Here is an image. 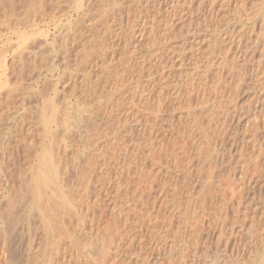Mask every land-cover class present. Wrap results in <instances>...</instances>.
Segmentation results:
<instances>
[{"label": "rangeland", "instance_id": "rangeland-1", "mask_svg": "<svg viewBox=\"0 0 264 264\" xmlns=\"http://www.w3.org/2000/svg\"><path fill=\"white\" fill-rule=\"evenodd\" d=\"M10 1L13 4L10 3ZM18 1L21 3L19 4ZM62 1L63 0H6L5 2V0H0V145H4L6 143L5 146H7L6 150L4 146H0V264H30L29 262H31V264H89V262L90 264H98V262L100 264H182V261L184 262V264H264V35L262 36V34H264V0H170V2L172 1L171 3L169 2V0H161V10L156 11V8H152L150 15H148L149 18L145 17L141 19L140 22L138 20V25L132 28L133 30H131L132 35L130 34V27H128L130 26L128 24L131 23L133 18L132 16H130L132 14H124L126 16H122V20L124 19L123 21L121 19L119 21V19L117 18L113 20L108 19L109 22L107 21L105 23L103 21H98L100 19L99 16L95 12H93L96 10V3H89L85 0L86 3L88 2L86 5L89 6L90 4V9H88L89 11H91L92 8L95 7V9L90 12L91 14L88 13L86 15V13L83 14L81 11L76 10V3L78 2V0H66L65 2L63 1V3ZM31 2L36 3L32 4ZM165 2L167 3V5ZM16 4H18L19 6ZM28 4H32L31 7ZM40 5H42L43 9L41 8L40 11H37L38 7H41ZM32 6L35 7L33 8ZM68 7H70V9ZM162 7L164 10L162 9ZM175 7L179 10H177ZM60 8L62 10V13L59 10ZM33 10L35 11V13L32 12ZM155 12L157 13L155 14ZM89 14L91 15V17H89ZM154 14L155 18H153L152 16ZM156 16L158 18H156ZM127 17L129 19L131 18V20L128 21ZM151 20H155V25L153 26L155 27V29H153L157 31L159 30L158 32L156 31L157 34L162 35L168 32V36H166L167 38L165 37L167 40H163V45H161L162 42L160 44L161 40L158 38L160 40L159 44L158 46H154L157 52L155 51L154 47L151 51L148 50L149 47L147 46L149 43L147 32L149 33L151 28L150 26H152ZM111 22L113 23L112 25ZM86 23L88 24V27ZM89 23L94 24L96 29H92V25ZM107 23L109 26L108 28ZM170 25L171 27H169ZM261 29L262 31H260ZM191 30H193L192 32H194L195 34L187 32L189 34L188 35L186 31L191 32ZM180 32H182V36L179 34ZM184 33L186 36L184 40L188 38L186 41L182 40V37H184ZM173 37H178L179 39H173ZM126 41L127 44H123L126 43ZM182 41L186 43H182ZM123 45H125L124 51L126 50L125 52L127 58L130 59V55H132L133 53L136 56V58H133V61L130 60L127 68L125 66H123L124 68L122 66H119L118 60L116 61V59L119 58L118 54H120V52L122 53L121 50L117 51V53L116 48L118 46L124 48ZM103 48L107 53L103 50ZM100 49H102L104 54L102 56V52ZM114 49L116 53L114 52ZM109 60L112 61L110 62ZM134 70H138L141 72L139 74L140 77H137L138 74ZM132 71H134V75L137 77V79L139 78V81H137L138 84L135 81H132L130 78V76L133 75ZM190 73L193 74V76ZM194 73H197L198 75H194ZM121 76L124 78L122 81L124 84H121V81L119 83L116 79V77H120L121 79ZM113 78L115 79V81H117L118 84L116 82H113ZM173 84L180 85V87L178 88V92L180 93H178V95L177 91L174 92L172 89L171 91L168 88L162 89V87L164 86H173ZM8 85L11 86L8 87ZM109 85L111 87L113 86V89ZM114 85L116 88H114ZM120 85L122 86L120 87ZM34 87L36 88L34 89ZM108 87L109 89H111L109 91L112 92L111 97L109 96V100L108 97H105L104 95L105 93H107L108 95ZM10 91L11 93L9 94ZM156 91H159L158 94H156ZM35 92L38 94L40 93L39 95L37 94V96L39 97L35 95ZM117 92L120 93L118 94ZM127 92H129L130 94H132L133 92V98L129 99L130 94ZM174 93L177 97H173ZM185 93L188 95H186ZM157 95L160 97V99ZM11 96L12 98L14 97L13 100H10L12 99ZM100 97L104 99H101ZM157 100L159 104L162 105H158V107H161L160 109L157 107ZM204 100H206V102H204ZM107 101L118 104L119 113L117 112L118 114H115V118L117 117L119 120L121 119V117V120L126 119V126L124 125L125 127H123L122 130L110 129L108 132V136L104 138L105 134L103 133L105 131L104 129L102 130V128H105L104 123L109 120L111 121L108 122L110 124H112L113 122L116 123L117 121V119H113V117L111 116L109 117L110 113H107L106 117H104L103 113L105 111L108 110V112H110L107 108L104 112L102 111L103 113L100 115L101 118L97 116L98 113L96 109H104L103 107H106L105 105L108 103ZM6 104L8 105V107L6 106ZM47 104H51V109L53 107L55 108V110L52 109L53 113L56 112L55 115L58 116H54L55 118L59 119H56L57 121H60L58 122L59 124H52L53 128H50V132L48 131L51 135H49V133L45 131L42 126V123H40L41 118H39L42 117V115L40 116V114L42 113V106H45ZM73 104H75L76 106ZM198 104L199 107H203L204 112L200 111V109H197ZM67 105H69V107ZM101 105L103 106L101 107ZM193 107L196 112L195 118L197 116L196 119L198 123L201 122L199 126H203L204 128H202L203 131L199 129L195 131V135H198L200 132H202L203 135L202 133L200 134V139H202V137L206 138V135L207 138L200 140V136L198 135L194 137L195 140H193L192 138L193 143H191L192 140L188 138L187 131L192 132L191 130L193 129L187 127L190 126V124L187 123L185 116H187L186 114L188 113V109H193ZM48 108H46V113L51 114V110H49ZM154 108L156 110H154ZM150 109L154 112H152ZM17 111L18 113H16ZM204 113L206 115H204ZM21 115H24L22 118H25V125L23 126L25 130L24 135L28 139V142H30L28 143L29 146L31 145L32 147H34H31V151L29 152V159H24L25 162L24 160L21 161L23 158L22 156L24 155L22 154L21 156V154L18 153V155H20L18 156L15 154L17 152V149L16 151H14L15 148H17L16 146L18 144L14 141H16V139L17 141H21V137H10V132L9 130H7L11 126H13V122L20 121V123H22ZM62 116H64V118H61ZM78 116L82 117L79 118ZM87 117H92V121L88 118L91 122L95 121L91 123V125L95 124L94 129H91L93 125L89 128L88 125H86L85 127L84 123L81 122L82 118H85L84 121L86 124ZM26 118L28 119V121ZM17 119L20 120L18 121ZM149 121H151L152 123ZM26 122L28 123V125ZM118 124L119 123H117L116 125L118 126ZM54 126L58 128H55ZM95 126L99 134L93 135V133L96 132ZM54 129L58 130L54 133ZM14 130L13 132L15 133H18L19 131L17 129V132ZM90 130L92 132L94 130L95 132L92 133ZM28 132L30 133V135ZM57 133H59L60 135H58ZM18 135H20V133ZM96 135H98L99 138L102 139H99L98 136L96 137ZM29 137L34 138L31 139ZM14 138L15 140L12 141ZM49 138H53V140H50ZM54 138L55 140H57L56 142ZM2 139L4 140V144ZM5 139L8 143L5 141ZM40 140H43L42 143ZM204 140L206 141L205 143ZM9 141L12 144L13 148L15 147L14 150L11 144H9ZM200 141L203 142L201 143ZM207 141L211 142L212 144L215 143V146L213 145L214 150L212 149V145L210 146L211 150L209 149L210 152L215 151L213 152L214 158L211 161L208 160V162H210H206L204 165L201 166V169H199V166L196 167V165L198 164L196 150L199 145L196 144L201 143L200 145L207 146L209 144V142L207 144ZM85 142L87 144H85ZM13 143L15 144L13 145ZM25 143H23L22 140L20 144L24 145ZM92 143H94V145ZM43 144H47V146L49 144V146H55V149L53 146L50 148L51 150L53 148L52 154L55 153V155L53 156L56 157L53 158L54 162L56 160L55 165L57 164L56 166H58V172L62 171L59 173V179L62 184L61 191L56 188V181H54L53 184L48 185L47 190L45 187L42 188V194L40 197L41 199L39 201H41L43 198L47 199H45L46 204H44L47 210L50 209V211H48L49 213L47 211L41 210L45 209L42 208L44 207L42 206L44 205L43 201L45 202L44 199L41 203L38 202V204H35L34 206V204L32 205V201L30 199L31 194L27 195L29 194V192L33 191V181L37 176H39L40 171L38 170H41V167L39 168L40 155L43 149L47 147ZM84 144L86 146H84ZM60 146L61 149H59ZM10 147L12 148V150H10ZM200 147H198V149ZM174 149L176 152H174ZM9 153L11 154V156H15V158H11ZM154 154H157V160L154 159ZM174 157L180 162L181 165L184 163L182 166L186 165V168L188 170L186 169L183 171V168L179 164V162H175L174 164ZM152 158L156 161H154ZM27 161L29 162L27 163ZM17 162L23 163L17 166ZM21 165L23 166L21 167ZM175 165H177V168L175 167ZM19 166L21 169L19 168L18 170ZM202 168H204L203 171ZM20 170H22V174L19 172ZM197 171L199 173H197ZM204 172L207 176L202 175L204 174ZM208 173L213 174V177L210 176L213 180L211 182L213 183L209 182L211 179L208 176ZM184 174H186V178H188L189 181L188 179L185 180ZM78 175L80 178H78ZM208 177L210 180L208 179ZM78 179L83 180V183H80L82 185L81 187L78 183V186L84 189H80V194H83L84 192L82 193V191H85V189L87 190L86 196L88 195L87 193H90L89 197H86V201L85 199H83L85 202H83V204L80 203L82 204V207L77 206V209L81 207L80 209L82 213L80 209H78L81 214L78 212V210L77 214H75V212H72L73 209L71 210L68 204L63 203L62 196H60L62 194V191L65 193V195L67 194L66 196H69V189L71 188V186L73 187V185H76L75 183L78 182L76 181ZM65 180H67V183ZM21 181L23 182V184L21 183ZM197 181L199 182V186ZM163 182L165 183V185H163ZM200 183L204 186H202ZM208 183H210L209 186L215 189H212V191H215L216 193L214 192L212 194L215 197L212 196L211 199L206 201L203 200L202 190L206 188L205 185H207ZM31 185H33V187ZM22 187L25 188V190H22ZM29 187H31L30 189H32V191L29 189ZM68 187L70 188L68 189ZM174 187L178 188L174 189ZM230 187L231 190L233 188V190L241 188L243 189L244 187L242 192L243 195L241 198L242 200L240 201L241 204L238 207L237 202L239 201V198L238 201L234 200L232 204L228 205L227 212L229 218L225 223V225H228H224L225 227L223 226L225 228H223L225 231H222L223 236L219 238L218 235L220 234L218 232L221 231H219L217 228L215 229V231H213V234L210 236L209 226L214 221V218H212L214 216L213 214L210 215V210H208L207 207L210 204L208 205L207 202H209L210 200L213 201L210 202L214 204L211 205L215 206V208H212L211 206L210 208L212 212H210L214 213V211H216V207H220L221 205V201L220 203H218L220 198L222 200V198L225 199L227 196L226 199H230ZM87 188L89 189V191ZM218 188L221 190H219ZM198 189H200V192L197 191V193L196 190ZM44 190L47 191L49 194L47 192L45 194ZM191 190L196 192L197 196H195L197 198L194 197L196 199H194L193 197L190 198V193L192 192ZM18 191H22L25 199H27L28 201L30 199V202H28L27 200L24 201L23 196ZM23 191H25L27 194H24L25 192ZM173 191L175 192L173 193ZM225 191L227 192L224 194L223 192ZM9 192L12 195L11 197H9ZM50 192L57 193L51 194ZM177 192L179 193L176 194ZM187 192H190V196L187 194ZM219 192H222V195ZM199 193H202V195H200ZM172 194L176 197L178 195V199L173 197ZM15 195H17L16 198L18 196H21L20 198L23 199L24 203L22 204L21 202H18L21 201L20 198H17L20 200H15ZM200 196H202L201 198L205 202L201 200ZM11 198L17 202H14ZM51 198L52 200L49 201V199ZM55 198L59 200L61 199V202L57 201L56 203L54 200L57 199ZM188 198H190L191 200L193 199L194 202L195 200H200V203L202 201V209L204 206L208 210V212H206L204 208L203 212L206 213H203L201 211L200 205V208L198 207L196 210L197 213L195 211H193V213H195L197 217H200V215L204 216L198 220V218L194 214L192 217H195V219L200 222L198 223L197 221H192V223L194 222V226H191V224L188 225L191 228H196L198 224V240H195V237L193 236L194 229H186L185 227V229L180 228L181 230L184 229L183 232L177 230L179 229L178 227L181 225L178 224L181 223V220H179L178 222V218H176L179 216L177 214L178 207L179 205L182 206V208H179V211L187 210L185 203L190 200ZM171 200L173 201L171 202ZM175 200H180V203L176 202L178 204L177 205L175 203ZM8 201H13L11 202V204L13 203V206H15L17 203V206L19 207L15 206L16 209H13L15 207L12 208ZM26 201L28 202V204L26 203ZM53 201L54 203H52ZM164 202L166 208L162 209L165 207L163 205ZM84 203H86V205ZM20 204L26 207L20 209ZM48 204L51 207L53 204L52 208H54V211H60L61 214L54 212L56 213L55 216L50 219L48 215L50 214V212L52 215L54 213H52L53 210L51 209V207H48ZM204 204L207 206H205ZM233 204L235 206H233ZM28 205H31L34 208H31L32 210H28ZM173 205H176L175 208L177 206L178 207L175 209ZM8 206L10 210H8ZM58 206L60 207L58 208ZM67 206L69 207L68 209L71 210V213H74L75 216L72 214L71 216L69 214L70 210L67 209ZM56 208L59 209V211ZM64 208L66 209L67 215L70 218L64 213L66 212L64 211ZM87 208H89L88 212L86 210ZM12 209L15 211H13ZM38 209L41 212L43 211L46 216L44 217L43 213H41L40 216V211ZM83 209L85 212L83 211ZM21 210H23L22 213H25L26 211L25 214L23 213L26 217L22 215V213H20ZM122 210L125 212H123ZM168 210L170 211V213ZM236 210H241L242 212L239 211L237 213ZM29 211H34L35 213H31L30 215ZM190 211L191 209H189V212ZM6 212H8V216H10V218H15L16 216H19L20 218L16 217L17 219H15L17 220V222L15 221L16 223H14L15 219L12 218L13 220L11 219V221L10 218L7 217L8 219L6 218V223L9 221L10 223L6 224L4 223L6 219H3L7 216ZM16 212L18 213V215L16 214ZM207 213L209 214L207 215ZM57 214L62 215L61 218ZM78 214L80 215V217ZM175 214L178 216H175ZM65 215L67 217H65ZM126 215H129L130 217H127ZM1 216L3 218H1ZM73 216L74 218H78L74 219L72 218ZM162 216H164V219L168 217L173 218L172 222L174 223L173 227L168 229L169 234L165 233V230L167 228L165 226H167V224L162 222ZM234 216H238V222L235 221L237 222V224L233 222L234 220H232ZM239 216L241 218H239ZM83 217H85V219ZM30 218H32V220H30ZM56 218L58 220L60 218L61 221H63V219L65 220L66 218V224H62L64 221L56 222ZM126 218H130V222L132 220L133 223H131L130 227L132 230L129 228L125 229L128 230V233L124 230L126 232V234H124L125 243L127 242L126 245L131 244L130 239L133 242L132 245L134 246H132L131 251L129 253L126 252L125 254V251H122V254L120 253L119 255H112L109 258L110 260L108 259L106 261V259H104L105 263L103 261H100L102 260L103 254L105 252L102 253V248H100L99 251L97 244H99L98 242H101L100 239L104 235L102 233H104V229L106 226L105 223H110L111 229L112 226L115 225V227L113 228L120 227L122 230V225L125 221L124 219ZM19 219L20 221L18 222ZM40 219H43V221L44 219H47L48 221H52L53 219V221L57 223L55 224V226H59L61 224L60 228L58 227L59 230H61L62 232L61 238L59 236V234L61 235V232H59V230L57 231L59 234L54 232V235H57L56 239H58V237L62 239H59L61 243L58 241V247H60L61 250L60 251L58 248V253L61 252L60 257L62 258H54L55 260L51 259L49 262L41 257L38 258L41 260H38L37 262L29 260L32 259L31 255L33 253H38L40 249L42 251V247L45 246V240L48 237V232L43 229L42 220L40 221ZM141 219L143 220L140 221ZM68 220H71V223H69L70 221L68 222ZM94 220L95 222H93ZM231 220L233 223L231 222ZM156 221L157 223H159V225L156 224ZM5 224L7 225L6 228H4ZM82 224L84 227L82 226ZM65 225L70 227H68L67 229ZM180 227H182V225ZM97 228L99 229L96 230ZM156 229L157 234L159 236L157 234V236H155ZM95 230L97 231V233L98 231L100 233L97 234ZM175 230L177 232L182 233L181 238L183 240H181L180 238L179 245L182 251H188L187 254L189 255H187V259L182 260L173 252H170L173 247V243L171 242L174 240V236H176L177 238V235H179ZM68 231H70L71 234ZM111 231L114 232L113 230ZM151 231L153 232L151 233ZM66 232L70 234H68L69 237H66ZM200 232L201 234H199ZM91 233L94 236L97 234L95 236V239ZM162 233L164 234V236ZM176 233L177 235H174ZM185 233L188 234V237H186ZM152 234L156 237V242L154 241V236H152ZM166 235L167 237L165 238ZM131 237L135 239H132ZM160 237L162 239H160ZM150 238L151 241L149 240ZM93 239L94 242H97V247L92 248V245L94 244ZM189 239L192 242H190ZM128 241L130 242L128 243ZM152 241H154V243ZM181 241H183V243L185 242L184 244L186 245L183 246L184 244L181 243ZM77 243H80L81 249L79 248V245ZM86 243L90 245L88 246ZM91 243L93 244L91 245ZM169 243L172 245V247H170L171 245H169ZM196 243L198 244L196 245ZM33 248L36 249L34 250ZM80 250L83 252H79ZM97 250L98 252H100L101 256L99 255ZM203 250H206V253H202ZM225 250H229L230 253L224 252ZM65 255H67V257ZM97 257L100 260L97 259ZM215 258L218 259L216 260Z\"/></svg>", "mask_w": 264, "mask_h": 264}, {"label": "bare ground", "instance_id": "bare-ground-1", "mask_svg": "<svg viewBox=\"0 0 264 264\" xmlns=\"http://www.w3.org/2000/svg\"><path fill=\"white\" fill-rule=\"evenodd\" d=\"M16 1V0H15ZM23 1V0H22ZM32 1V0H31ZM34 1V0H33ZM36 1V0H35ZM38 1H40V0H38ZM43 1V0H42ZM64 2L66 1V0H63ZM63 1H62V3H63ZM70 1V0H69ZM72 1V0H71ZM86 1H88L89 3L90 2H94V3H96L97 4V7H96V10L95 11H93V9H95V7L94 8H92V10L91 11H93V12H95L98 16H99V20L98 21H103V22H109V20L108 19H111V20H113V19H119V21H120V19L122 20V18L124 17V16H126L127 14L126 13H128V15H130V14H132V15H130V16H132L133 18H132V21H131V23L130 24H128V25H130V26H128V25H126V26H128V27H130V34L132 35V31L131 30H133L132 28H134V27H136L138 24V20H139V22H140V20L141 19H143V18H145V17H147V18H149V16L148 15H150V13H151V9L152 8H156V11H160L161 10V8H160V5L162 4H160V1L161 0H86ZM86 1L85 0H78V2L75 4L76 5V10L77 11H81L83 14H85L86 13V15L88 14V13H90L91 11H89L88 9H90V4H89V6L88 5H86L87 3H86ZM164 1V0H163ZM165 1H168V0H165ZM177 1V0H176ZM175 1V2H176ZM5 2H6V0H5ZM14 2V1H13ZM19 2V1H18ZM76 2V1H75ZM169 2H170V0H169ZM172 2V1H171ZM170 2V3H171ZM10 3H12L11 1H10ZM21 2H19V4H20ZM30 3V2H29ZM32 3V2H31ZM36 3V2H35ZM35 3H32V4H35ZM38 3V2H37ZM44 3V2H43ZM69 3V2H68ZM67 3V4H68ZM166 3V2H165ZM174 3V2H173ZM8 4V3H7ZM13 4V3H12ZM12 4H11V8H12ZM15 4V3H14ZM31 4V5H32ZM46 4V3H45ZM58 4V3H57ZM92 4V3H91ZM179 4V3H178ZM16 5H18V4H16ZM29 5V4H28ZM31 5H29L30 7H31ZM42 5H44V4H42ZM42 5H40L41 7H38V10L37 11H40L41 10V8L43 9V7H42ZM70 5V4H69ZM68 5V6H69ZM74 5V6H75ZM95 5V4H94ZM93 5V6H94ZM165 5V4H164ZM163 5V6H164ZM166 5H167V3H166ZM170 5V4H169ZM174 5V4H173ZM176 5V4H175ZM8 6H10V5H8ZM7 6V7H8ZM14 6V5H13ZM19 6V5H18ZM21 6V5H20ZM171 6V5H170ZM242 6V5H241ZM33 7V6H32ZM35 7V6H34ZM33 7V8H34ZM166 7V6H165ZM240 7V6H239ZM57 8V7H56ZM59 8V7H58ZM69 9H70V7H68ZM176 8V7H175ZM44 9H45V7H44ZM162 9H163V7H162ZM173 9V8H172ZM177 10H179L178 8H176ZM6 10H7V8H6ZM15 10V9H14ZM13 10V11H14ZM60 10V12L62 11L61 10V8L59 9ZM164 10V9H163ZM162 10V11H163ZM175 10V9H174ZM181 10V9H180ZM11 11V10H10ZM35 11H36V9H35ZM35 11L33 10L32 12H34L35 13ZM68 11V10H67ZM74 11H75V8H74ZM76 11V12H77ZM43 12V11H42ZM172 12V11H171ZM177 12V11H176ZM175 12V13H176ZM33 13V14H34ZM62 13V12H61ZM65 13V12H64ZM157 12H155V14H156ZM159 13V12H158ZM178 13V12H177ZM40 14H43V13H40ZM60 14V13H59ZM91 14V13H90ZM89 14V15H90ZM95 14V15H96ZM124 14H126V15H124ZM155 14L154 15H152L153 16V18H155L154 16H155ZM180 14H181V12H180ZM80 15H82V14H80ZM96 15V16H97ZM124 15V16H123ZM157 15H159V14H157ZM37 16V15H36ZM123 16V17H122ZM174 16V15H173ZM176 16H178V15H176ZM42 17V16H41ZM89 17H91V15L89 16ZM93 17V16H92ZM166 17V16H165ZM40 18V17H39ZM152 18V17H151ZM156 18H158L157 16H156ZM127 19H128V21L129 20H131V18L129 19L128 17H127ZM126 19V20H127ZM178 19V18H177ZM124 20V19H123ZM122 20V21H123ZM145 20V19H144ZM147 20V19H146ZM166 20V19H165ZM118 21V20H117ZM118 21V22H119ZM152 21V20H151ZM171 21H172V19H171ZM89 22V21H88ZM94 22V21H93ZM97 22V21H96ZM116 22V21H115ZM157 22V21H156ZM165 22V21H164ZM128 23V22H127ZM151 23V22H150ZM155 20H153L152 21V26H150L151 28H150V31H149V33L147 32V34H148V41H149V43H148V50H152V48L154 47V46H158V44H159V41H160V44H161V42H162V44L161 45H163V42L165 41V39L167 38L166 36H168L167 35V33L168 32H166V34H162V35H159V34H157L156 33V31L157 30H154L155 29V27H153L155 24ZM162 23V22H161ZM168 23V22H167ZM89 24H91L90 26L92 27V29H94L95 28V25L94 24H92V23H89ZM97 24V23H96ZM113 23L111 22V25H112ZM120 24V23H119ZM122 24H123V22H122ZM125 24V23H124ZM173 24V23H172ZM86 25H87V27H88V24L86 23ZM100 25V24H99ZM103 25H105V24H103ZM143 25H144V23H143ZM119 26V25H118ZM157 26V25H156ZM165 26H167V25H165ZM164 26V27H165ZM70 27V26H69ZM104 27H106V26H104ZM109 26H108V23H107V28H108ZM145 27V26H144ZM169 27H171V25L169 26ZM103 28V27H102ZM112 28V27H111ZM122 28V27H121ZM123 28H126V27H123ZM146 28V27H145ZM144 28V29H145ZM154 28V29H153ZM158 28V27H157ZM166 28V27H165ZM164 28V29H165ZM168 28V27H167ZM87 29V28H86ZM91 29V30H92ZM96 29V28H95ZM98 29V28H97ZM104 30V29H103ZM108 30V29H107ZM163 30V29H162ZM89 31V30H88ZM87 31V32H88ZM97 31V30H96ZM122 31V30H121ZM123 31H125V30H123ZM126 31H128V30H126ZM159 31V30H158ZM157 31V32H158ZM167 31H168V29H167ZM190 31V30H189ZM189 31H186V33L188 32V33H192V34H195L194 32H192L193 30H191V32H189ZM260 31H262V29L260 30ZM164 32V31H163ZM116 33V32H115ZM160 33H162V32H160ZM165 33V32H164ZM182 32H180L179 34L182 36V34H181ZM187 33V34H188ZM124 34V33H123ZM127 34V33H126ZM125 34V35H126ZM178 34V35H179ZM186 34V35H187ZM191 34V35H192ZM87 35V34H86ZM118 35V34H117ZM156 35H159V36H156ZM179 35V36H180ZM189 35V34H188ZM191 35H190V37H191ZM264 34H262V36H263ZM94 36V35H93ZM119 36V35H118ZM121 36V35H120ZM156 36V37H155ZM170 36V35H169ZM178 36V37H179ZM194 36V35H193ZM261 36V37H262ZM87 37V36H86ZM127 37V36H126ZM129 37H130V35H129ZM132 37V36H131ZM166 37V38H165ZM171 37V36H170ZM170 37H168V38H170ZM178 37H173V39L174 38H177V39H179ZM264 37V36H263ZM89 38V37H88ZM97 38V37H96ZM106 38V37H105ZM114 38V37H113ZM160 40H159V39ZM181 38V37H180ZM184 38H186V36H185V33H184V37H182V40H184ZM98 39V38H97ZM121 39V38H120ZM124 39H126V38H124ZM188 39V38H187ZM186 39V40H187ZM255 39V38H254ZM100 40V39H99ZM164 40V41H163ZM167 40V39H166ZM169 40V39H168ZM186 40H184V41H186ZM92 41V40H91ZM112 41V40H111ZM118 41H119V39H118ZM108 42V41H107ZM128 42H129V40H128ZM91 43V42H90ZM98 43V42H97ZM97 43H96V45H97ZM182 43H186V42H183L182 41ZM257 43V42H256ZM103 44V43H102ZM123 44H127V41H126V43H123ZM251 44V43H250ZM99 45V44H98ZM115 45H117V44H115ZM114 45V46H115ZM184 45V44H183ZM106 46V45H105ZM125 45H123V47H124ZM96 47H99V46H96ZM119 47V46H118ZM117 47V48H118ZM117 48H116V52L117 51H119V50H121L122 51V53L120 52V54H118V56H119V58H117L116 59V61L118 60V63H119V66H125L126 68L128 67V64H129V62H130V60L131 61H133V58L135 57L136 58V56L134 55V53L132 54V55H130V59L129 58H127L126 56V50L124 51V49H125V47L124 48H121V47H119L118 48V50H117ZM183 48V47H182ZM248 48V47H247ZM88 49V48H87ZM109 49V48H108ZM126 49H128V48H126ZM154 49H155V47H154ZM101 50V56L102 55H104L103 54V51H102V49H100ZM103 50H104V48H103ZM107 50V49H106ZM251 50V49H250ZM92 51V50H91ZM105 51V50H104ZM155 51H156V49H155ZM106 52V51H105ZM104 52V53H105ZM113 52V51H112ZM114 52H115V49H114ZM115 52V53H116ZM157 52V51H156ZM87 53V52H86ZM95 53H96V51H95ZM107 53V52H106ZM105 53V54H106ZM118 53V52H117ZM129 53V52H128ZM127 53V54H128ZM88 54V53H87ZM99 55V54H98ZM113 55V54H112ZM88 56V55H87ZM114 56V55H113ZM105 57V56H104ZM117 57V56H116ZM261 57V56H260ZM161 58V57H160ZM87 59V58H86ZM90 59V58H89ZM210 59V58H209ZM110 61V60H109ZM112 61V60H111ZM110 61V62H111ZM115 61V60H114ZM115 61V62H116ZM87 62V61H86ZM96 62V61H95ZM98 64V63H97ZM159 64V63H158ZM258 64V63H257ZM259 65V64H258ZM154 66V65H153ZM117 67V66H116ZM124 68V67H123ZM140 68H142V67H140ZM145 68H146V66H145ZM152 68V67H151ZM156 69V68H155ZM194 69V68H193ZM29 70V69H28ZM111 70V69H110ZM139 70V69H138ZM138 70H134V71H136L137 72V74H138V76L137 77H140V71H138ZM142 70V69H141ZM149 70V69H148ZM23 71V70H22ZM134 71H132V73H133V75H134ZM151 71V70H150ZM244 71V70H243ZM206 72V71H205ZM152 73V72H151ZM182 73V72H181ZM207 73H208V71H207ZM53 74V73H52ZM136 74V75H137ZM191 74V73H190ZM195 74H197V73H194V75ZM90 75V74H89ZM130 76V78H131V80L132 81H135L137 84H138V82L137 81H139L138 79H137V77L134 75V76ZM153 75V74H152ZM181 75V74H180ZM192 76H193V74H191ZM198 75V74H197ZM201 75V74H200ZM205 75V74H204ZM17 76H19V75H17ZM21 76V75H20ZM103 78V77H102ZM101 78V79H102ZM165 78V77H164ZM181 78V77H180ZM199 78H201V77H199ZM116 79H117V81L120 83V81H121V84L123 83L122 81H123V77L121 76V79H120V77L119 78H117L116 77ZM118 79H120V80H118ZM179 79V78H178ZM202 80V79H201ZM243 80V79H242ZM117 81H115V79L113 78V82H116L117 83ZM129 81V80H128ZM176 81V80H175ZM195 82V81H194ZM9 83V82H8ZM133 83V82H132ZM167 83V82H166ZM175 83V82H174ZM91 84V83H90ZM118 84V83H117ZM124 84V83H123ZM168 84V83H167ZM166 84V85H167ZM169 84H171V83H169ZM202 84V83H201ZM12 85V84H11ZM11 85H8V87L9 86H11ZM32 85H33V83H32ZM111 85V84H110ZM109 85V86H110ZM128 85V84H127ZM175 84H173V86H171V85H168V86H164V87H162V89H169L170 91H171V89L174 91V92H176L177 91V95H178V93H180V92H178V88L180 87V85H175ZM182 85V84H181ZM204 85V84H203ZM202 85V86H203ZM86 86H87V84H86ZM97 86V85H96ZM95 86V87H96ZM122 85H120V87H121ZM136 86V85H135ZM16 87V86H15ZM111 87V86H110ZM113 87V86H112ZM111 87V88H112ZM133 87H134V85H133ZM137 87V86H136ZM14 88V87H13ZM12 88V89H13ZM36 87H34V89H35ZM114 88H116L115 87V85H114ZM119 88V87H118ZM126 88V87H125ZM124 88V89H125ZM203 88V87H202ZM9 89V88H8ZM7 89V90H8ZM21 89V88H20ZM94 89V88H93ZM96 89V88H95ZM113 89V88H112ZM129 89V88H128ZM138 89V88H137ZM161 89V90H162ZM6 90V89H5ZM10 90V89H9ZM19 90V89H18ZM87 90V89H86ZM108 95H107V93H105L104 95H105V97H108V100L110 99L109 98V96L111 97V94H112V92L111 91H109V90H111V89H109V87H108ZM132 90V89H131ZM16 91V90H15ZM14 91V92H15ZM105 91H106V89H105ZM119 91V90H118ZM166 91H168V90H166ZM181 91V90H180ZM203 91V90H202ZM259 91V90H258ZM13 92V91H12ZM32 92V91H31ZM38 92V91H37ZM88 92V91H87ZM110 92V93H109ZM121 92V91H120ZM119 92V93H120ZM137 92V91H136ZM157 92V91H156ZM159 92V91H158ZM158 92L156 93V94H158ZM161 92V91H160ZM165 92V91H164ZM163 92V93H164ZM11 93V91L9 92V94ZM20 93H22V92H20ZM36 93V92H35ZM118 93V92H117ZM118 93V94H119ZM127 93H129V92H127ZM163 93H162V95H163ZM204 93V92H203ZM13 94V93H12ZM11 94V95H12ZM16 94V93H15ZM30 94V93H29ZM33 94V93H32ZM37 94L38 93H36L35 95L37 96ZM40 94V93H39ZM38 94V95H39ZM130 94V93H129ZM134 93L132 92V94H130V97H129V99L130 98H133V95ZM160 94V93H159ZM165 94V93H164ZM186 94V93H185ZM190 94V93H189ZM19 95V94H18ZM22 95V94H21ZM42 95V94H41ZM161 95V94H160ZM179 95H181V94H179ZM183 95V94H182ZM186 95H188V94H186ZM191 95V94H190ZM9 96V95H8ZM34 96V95H33ZM32 96V97H33ZM158 96V95H157ZM172 96V95H171ZM176 96V94L174 93V95H173V97H175ZM10 97V96H9ZM16 97V96H15ZM37 97H39V96H37ZM41 97V96H40ZM120 97V96H119ZM123 97V96H122ZM125 97V96H124ZM155 97V96H154ZM159 97V96H158ZM161 97H163V96H161ZM169 97V96H168ZM177 97V96H176ZM181 97V96H180ZM6 98H8V97H6ZM11 98H12V96H11ZM14 98V97H13ZM13 98L12 99H10V100H13ZM101 98V97H100ZM128 98V97H127ZM164 98H166V97H164ZM16 99V98H15ZM101 99H104V98H101ZM159 99H160V97H159ZM182 99H183V97H182ZM9 100V99H8ZM22 100V99H21ZM107 100V99H106ZM126 100V99H125ZM155 100V99H154ZM162 100V99H161ZM168 100V99H167ZM177 100H179V99H177ZM193 100V99H192ZM263 100V99H262ZM112 101V100H111ZM12 102V101H11ZM24 102V101H23ZM50 102V101H49ZM108 103L105 105L106 107H103L104 109H100V108H98V106L100 105H98L97 106V108L98 109H96L97 110V116H99L100 117V115L106 110V108L107 109H109V111L110 112H108V110L107 111H105L104 113H103V115H104V117H106V115H107V113H110V115H109V117L111 116V117H113V119L115 118V114L118 112L119 113V108H118V104L117 103H113V102H109V101H107ZM132 102V101H131ZM204 102H206V100H204ZM203 102V103H204ZM106 103V102H105ZM121 103V102H120ZM160 103H161V101H160ZM188 103V102H187ZM201 103H202V100H201ZM201 103H199V104H201ZM8 104V103H7ZM6 104V106L8 107V105ZM156 104H157V107H158V105L159 106H162L161 104H159V102H158V100H157V102H156ZM166 104V103H165ZM199 104H198V108L197 109H200V111H203L204 109H203V107L202 106H200L199 107ZM17 105V104H16ZM73 105H75V104H73ZM104 105V104H103ZM103 105H101V107L103 106ZM196 105V104H195ZM195 105H194V107H195ZM13 106V105H12ZM23 106V105H22ZM51 104H47V105H45V106H42V110H41V108H40V110H41V112L43 113H41L40 114V116L42 115V117H39V118H41V122L40 123H42V126H43V128L45 129V131H49L50 130V128H53L52 127V124L54 125V123L55 124H59L58 122H60V121H57V120H59V119H57V118H55V113H53V110L52 109H54L55 110V108L53 107L52 109H51ZM68 107H69V105H67ZM76 106V105H75ZM77 106H79V105H77ZM172 106V105H171ZM207 106V105H206ZM49 107V108H48ZM157 107H155V108H157ZM169 107V106H168ZM175 107H176V105H175ZM194 107H193V109H188V113L186 114L187 116H185V119H186V121H187V123L188 124H190V126H187V127H190V128H192L193 130H191L192 132H188L187 131V133H188V138L189 139H191L192 140V138H193V140H195L194 139V137H196V136H200V134L202 133V132H198L199 134L198 135H195V131H197L198 129L199 130H202V128H203V126L201 127V126H199V124L201 123H198V121H197V116H196V118H195V110H194ZM197 107V106H196ZM11 108V107H10ZM46 108H48L49 110H51V114L49 113H46ZM80 108V107H79ZM78 108V109H79ZM146 108V107H145ZM154 108V110H156ZM159 109L161 108V107H158ZM8 109V108H7ZM15 109V108H14ZM177 109V108H176ZM207 109H209V108H207ZM13 110V109H12ZM18 110V109H17ZM81 110H84V109H81ZM94 110V109H93ZM92 110V111H93ZM147 110V109H146ZM151 110V109H150ZM86 111V110H85ZM103 111V112H102ZM152 111V110H151ZM158 111V110H157ZM94 112V111H93ZM120 112H121V110H120ZM152 112H154V111H152ZM204 112V111H203ZM14 113V112H13ZM16 113H18V111L16 112ZM25 113V112H24ZM38 113V112H37ZM117 113V114H118ZM148 113V112H147ZM12 114V113H11ZM23 114V113H22ZM58 114V113H57ZM59 114H61V113H59ZM31 115V114H30ZM55 115V116H54ZM64 115V114H63ZM93 115V114H92ZM147 115V114H146ZM149 115V114H148ZM204 115H206L205 113H204ZM24 116V115H23ZM22 115H21V122L22 123H20V119H17L19 122H13L14 124H13V126H11L9 129H7V130H9V135H11L10 137H21V141L23 140V143H25L24 145H21L20 143H21V141L19 140V141H17V139H16V141H14L15 140V138L12 140V141H14V142H17L18 144H17V148H15V150H14V148H13V146H12V144L10 143V141H9V144H11V146H12V148H13V150L14 151H16V149H17V152L15 153L16 155H18V153L19 154H21V156H22V154L24 155V156H22L23 158H22V160L21 161H23L24 159L26 160V158H28L29 159V152L31 151L30 149H31V145L29 146V144L28 143H30V142H28V139L26 138V136L24 135L25 134V130H24V125H25V118H22L23 117ZM58 116V115H57ZM56 116V117H57ZM96 116V117H97ZM123 116V115H122ZM152 116V115H151ZM150 116V117H151ZM210 116V115H209ZM15 117V116H14ZM35 117V116H34ZM79 117V116H78ZM77 117V118H78ZM82 117V116H81ZM81 117H79V118H81ZM85 117V116H84ZM108 117V118H109ZM118 117H120V116H118ZM208 117V116H207ZM233 117V116H232ZM17 118H20V117H17ZM35 118H37V117H35ZM59 118V117H58ZM61 118H64V116H62ZM60 118V119H61ZM89 117H87L86 118V124H85V118L83 119L82 118V120H81V122H83L84 123V125H85V127H86V125H88L89 126V128H90V126H92L91 125V123H93V122H95V121H93V122H91L92 121V117H90L89 119H91V121L88 119ZM101 118V117H100ZM147 118H148V116H147ZM146 118V119H147ZM210 118V117H209ZM7 119H8V117H7ZM27 119V118H26ZM38 119V118H37ZM57 119V120H56ZM97 119V118H96ZM115 119H117V121H116V123L115 122H113L112 124H110V123H108V122H111L110 120L109 121H107V122H105L104 123V125H105V128H102V130L104 129V133L103 134H105L104 136V138H106V136H108V132H109V130L110 129H118V130H122V128L123 127H125L126 125H125V120H121L122 119V117H121V119L119 120L117 117L115 118ZM13 120H14V118H13ZM16 120V121H17ZM36 120V119H35ZM94 120V119H93ZM119 120V121H118ZM207 120V119H206ZM205 120V121H206ZM2 121H4V120H2ZM6 121H8V120H6ZM27 121H28V119H27ZM39 121H40V119H39ZM99 121V120H98ZM103 121H104V119H103ZM148 121V120H147ZM163 121V120H162ZM203 121V120H202ZM209 121V120H208ZM10 122H11V120H10ZM80 122V123H81ZM100 122V121H99ZM149 122H151V121H149ZM148 122V123H149ZM164 122V121H163ZM27 123V122H26ZM33 123V122H32ZM70 123V122H69ZM72 123V122H71ZM80 123H79V125H80ZM82 123V124H83ZM97 123V122H96ZM101 123V122H100ZM117 123H119L118 124V126L116 125ZM147 123V122H146ZM152 123V122H151ZM209 123V122H208ZM30 124V123H29ZM174 124V123H173ZM181 124V123H180ZM206 124H207V122H206ZM9 125V124H8ZM27 125H28V123H27ZM61 125H63V124H61ZM75 125V124H74ZM95 125V124H94ZM94 125H93V127L91 128V129H94ZM96 125H99V124H96ZM125 125V126H124ZM41 126V127H42ZM57 126V125H56ZM56 126H54L55 128H58V127H56ZM60 126V125H59ZM87 126V127H88ZM168 126V125H167ZM8 127V126H7ZM40 127V126H39ZM75 127V126H74ZM82 127V126H81ZM175 127V126H174ZM186 127V128H187ZM208 127H209V125H208ZM14 128H15V130H14ZM31 128V127H30ZM83 128V127H82ZM127 128V127H126ZM16 129L17 130H19L18 131V133H15V132H13V130L14 131H16ZM38 129V128H37ZM60 129H61V127H60ZM95 131L97 132H95L94 130H93V132H95V133H93L91 130V132L93 133V135L94 134H99L98 133V130H97V128H96V126H95ZM176 129H178V128H176ZM189 129V128H188ZM204 129V128H203ZM43 130V129H42ZM58 130V129H57ZM57 130H53L54 131V133H55V131H57ZM101 130V131H102ZM190 130V129H189ZM44 131V130H43ZM173 131V130H172ZM203 131V130H202ZM17 132V131H16ZM27 132V131H26ZM29 132H30V130H29ZM28 132V133H29ZM36 132V131H35ZM50 132V131H49ZM48 132V133H49ZM90 132V133H91ZM175 132V131H174ZM20 133V135H18ZM32 133V132H31ZM53 133V132H52ZM62 133V132H61ZM72 133V132H71ZM76 133V132H75ZM84 133V132H83ZM207 133V132H206ZM33 134V133H32ZM40 134V133H39ZM38 134V135H39ZM58 135H60L59 133H57ZM178 134V133H177ZM197 134V133H196ZM28 135V134H27ZM29 135H30V133H29ZM34 135H36V134H34ZM33 135V136H34ZM49 135H51L50 133H49ZM70 135V134H69ZM83 135H85V134H83ZM202 135H203V133H202ZM5 136V135H4ZM71 136V135H70ZM92 136V135H91ZM98 135H96V137H97ZM103 136V135H102ZM101 136V137H102ZM8 137V136H7ZM7 137H5V138H7ZM28 137V136H27ZM51 137V136H50ZM55 137V136H54ZM72 137V136H71ZM172 137V136H171ZM180 137V136H179ZM186 137V136H185ZM2 138V137H1ZM29 138H34V137H29ZM41 138H42V136H41ZM44 138V137H43ZM56 138V137H55ZM55 138H54V140H55ZM57 138H59V137H57ZM92 138V137H91ZM98 138H99V136H98ZM174 138V137H173ZM201 138V136L199 137V139ZM205 137H202V139H204ZM206 138H207V135H206ZM205 138V139H206ZM234 138V137H233ZM10 139H12V138H10ZM20 139V138H19ZM40 139V138H39ZM48 139V138H47ZM50 139V138H49ZM52 140H53V138H51ZM50 139V140H51ZM73 139V138H72ZM99 139H102V138H99ZM98 139V140H99ZM198 139V140H199ZM202 139H200V140H202ZM3 140V139H2ZM36 140H37V138H36ZM45 140V139H44ZM89 140V139H88ZM193 140H192V142L191 143H193ZM5 141H6V139H5ZM33 141V140H32ZM41 141V143H42V141L43 140H40ZM49 141V140H48ZM47 141V142H48ZM57 140H55V142H56ZM71 141V140H70ZM91 141V140H90ZM94 141V140H93ZM181 141V140H180ZM189 141V140H188ZM7 142V141H6ZM35 142V141H34ZM45 142V141H44ZM43 142V143H44ZM52 142V141H51ZM78 142V141H77ZM86 142H87V140H86ZM85 142V144H87ZM92 142V141H91ZM95 142V141H94ZM174 142V141H173ZM183 142V141H182ZM187 142V141H186ZM201 142V141H200ZM203 142V141H202ZM201 142V143H202ZM206 141L204 140V143H205ZM208 142L209 141H207V144H208ZM8 143V142H7ZM33 143V142H32ZM40 143V144H41ZM50 143V142H49ZM177 143V142H176ZM196 143V142H195ZM201 143H199V144H196V145H199L198 147H200V146H202V145H200ZM211 142H209V144H210ZM3 144H4V140H3ZM6 144V143H5ZM5 144L4 145H2V147L4 146L5 147V150H6V147L7 146H5ZM15 143H13V145H14ZM35 144V143H34ZM51 144V143H50ZM49 144V145H50ZM54 144H56V143H54ZM75 144H77V143H75ZM84 144V146H86ZM93 145H94V143H92ZM91 144V145H92ZM180 144V143H179ZM206 144V145H207ZM207 145V146H202V147H200L199 149H198V147H197V161H198V164L196 165V167H198L199 166V169H201V166L202 165H204L206 162L207 163H209L214 157V154H213V152H215V151H212V152H210L209 151V149H210V146L212 145V149L214 148V144H210V145ZM0 145V146H1ZM8 145V144H7ZM42 145V144H41ZM44 145V144H43ZM47 146V144H45L44 146H47L45 149H43V151H42V153H41V155H40V166H39V168L41 167V170H38V171H40V173H39V176H37L35 179H34V181H33V185H34V188H33V191H32V189H30L31 187H29V189L32 191V192H29V194H27L25 191H23V192H25L24 194H27V195H30L31 194V196H30V199H31V201H32V205L34 204V206H35V204L37 205L38 204V202H42V200L44 199H46V198H43L41 201H39L41 198V194H42V188L43 187H45L46 188V190H47V187H48V185H50V184H53V182L54 181H56L57 182V184H55V186H56V188L58 189V190H60L61 191V189H62V184H61V182H60V179H59V173L60 172H62V171H60V172H58V166H56L55 165V162H56V160H55V162H54V158L56 157V156H53V155H55V153L54 154H52V150H53V148H52V150H51V148L50 147H52L53 145H51V146ZM61 145V144H60ZM164 145V144H163ZM172 145H174V144H172ZM181 145H182V143H181ZM180 145V146H181ZM188 145V144H187ZM190 145V144H189ZM194 145V144H193ZM195 145V146H196ZM214 145V146H213ZM10 146V145H9ZM22 146V147H21ZM40 146V145H39ZM77 146V145H76ZM82 146V145H81ZM88 146V145H87ZM166 146V145H165ZM171 146V145H170ZM178 146V145H177ZM42 147V146H41ZM54 147V149H55V146H53ZM173 147V146H172ZM185 147V146H184ZM187 147V146H186ZM191 147V146H190ZM11 148V147H10ZM10 148H8V149H10ZM12 148L10 149V150H12ZM32 148H34V147H32ZM58 148V147H57ZM162 148V147H161ZM174 148V147H173ZM189 148V147H188ZM40 149V148H39ZM59 149H61V146H60V148ZM84 149V148H83ZM136 149H138V148H136ZM217 149V148H216ZM241 149V148H240ZM1 150V149H0ZM41 150V149H40ZM91 150V149H90ZM159 150V149H158ZM180 150V149H179ZM181 150H182V148H181ZM187 150V149H186ZM211 150V149H210ZM214 150V149H213ZM9 151V150H8ZM60 151V150H59ZM58 151V152H59ZM178 151V150H177ZM195 151V150H194ZM195 151V152H196ZM7 152V151H6ZM36 152V151H35ZM34 152V153H35ZM54 152V151H53ZM64 152V151H63ZM94 152V151H93ZM155 152V151H154ZM166 152V151H165ZM174 152H176L175 151V149H174ZM210 152V153H209ZM11 153V152H10ZM9 153V154H10ZM33 153V154H34ZM76 153V152H75ZM170 153V152H169ZM216 153H218V152H216ZM2 154V153H1ZM8 154V153H7ZM160 154V153H159ZM186 154V153H185ZM195 154V153H194ZM83 155V154H82ZM157 155V154H156ZM156 155L154 154V159H156L157 157H156ZM167 155V154H166ZM184 155V154H183ZM18 156H20V155H18ZM35 156V155H34ZM160 156V155H159ZM162 156V155H161ZM219 156V155H218ZM8 157V156H7ZM10 157L12 158V157H14L15 158V156H11V154H10ZM54 157V158H53ZM165 157V156H164ZM168 157V156H167ZM187 157V156H186ZM186 157H184V158H186ZM195 157V156H194ZM17 158V157H16ZM58 158V157H57ZM161 158V157H160ZM216 158V157H215ZM241 158V157H240ZM3 159V158H2ZM19 159V158H18ZM21 159V158H20ZM153 159V158H152ZM151 159V160H152ZM153 159V160H154ZM162 159H164V158H162ZM166 159V158H165ZM173 159H175V157L173 158ZM179 159V158H178ZM13 160V159H12ZM17 160V159H16ZM25 160H24V162H25ZM31 160V159H30ZM29 160V161H30ZM62 160V159H61ZM157 160V159H156ZM156 160H154V161H156ZM182 160V159H181ZM183 160H185V159H183ZM189 160V159H188ZM194 160H195V158H194ZM208 160H210L209 162H208ZM29 161H27V163L29 162ZM81 161V160H80ZM89 161V160H88ZM2 162V161H1ZM13 162V161H12ZM32 162V161H31ZM58 162V161H57ZM174 164H175V162L177 163V162H179L177 159H175L174 161ZM222 162H224V161H222ZM18 163V162H17ZM21 163H23V162H21ZM21 163H18L17 164V166L18 165H20ZM61 163V162H60ZM87 163H89V162H87ZM87 163H85V164H87ZM188 163V162H187ZM186 163V164H187ZM197 163V162H196ZM215 163H216V160H215ZM227 163V162H226ZM84 164V165H85ZM91 164V163H90ZM179 164H180V162H179ZM184 164V163H183ZM182 164V165H183ZM12 165V164H11ZM158 165V164H157ZM181 165V164H180ZM181 165V166H182ZM188 165V164H187ZM212 165H213V163H212ZM23 165H21V167H22ZM80 166V165H79ZM88 166V165H87ZM177 165H175V167H176ZM185 166V167H184ZM184 166H182V168H183V171L184 170H186L187 168H186V165H184ZM194 166V165H193ZM7 167V166H6ZM9 167V166H8ZM14 167V166H13ZM30 167V166H29ZM90 167V166H89ZM93 167V166H92ZM159 167V166H158ZM178 167H180V166H178ZM19 168H20V166L18 167V170H19ZM34 168V167H33ZM37 168V167H36ZM60 168V167H59ZM160 168V167H159ZM177 168V167H176ZM9 169V168H8ZM16 169V168H15ZM21 169V168H20ZM22 169H24V168H22ZM81 169V168H80ZM198 169V170H199ZM203 169L204 168H202V171H203ZM34 170V169H33ZM188 170V169H187ZM196 170H197V168H196ZM195 170V171H196ZM13 171H15V170H13ZM12 171V172H13ZM78 171V170H77ZM199 171H201V170H199ZM201 171V172H202ZM21 174H22V170H20L19 171ZM88 172V171H87ZM78 173V172H77ZM81 173H83V172H81ZM85 173V172H84ZM159 173V172H158ZM173 173V172H172ZM171 173V174H172ZM186 173H187V171H186ZM197 173H199L198 171H197ZM38 174V173H37ZM76 174V173H75ZM79 174V173H78ZM189 174V173H188ZM16 175V174H15ZM86 175V174H85ZM202 175H204V176H207V175H205V172H204V174H202ZM213 174H209L208 173V176L210 177V176H212ZM229 175H231V174H229ZM7 176V175H6ZM27 176V175H26ZM80 176H81V174H80ZM84 176V175H83ZM88 176H89V174H88ZM184 176H185V180H187L188 178H186V174H184ZM29 177V176H28ZM61 177V176H60ZM65 177H66V175H65ZM87 177V176H86ZM209 177H208V179H209ZM213 177V176H212ZM233 177V176H232ZM8 178V177H7ZM27 178V177H26ZM25 178V179H26ZM68 178V177H67ZM74 178V177H73ZM78 178H80L79 177V175H78ZM88 178V177H87ZM184 178V177H183ZM206 178V177H205ZM14 179V178H13ZM29 179V178H28ZM76 179V178H75ZM84 179V178H83ZM86 179V178H85ZM152 179V178H151ZM211 179V180H210ZM210 181L209 182H211V181H213L212 180V178L210 177ZM214 179V178H213ZM68 180V179H67ZM67 180H65L66 181V183H67ZM81 180V179H80ZM79 179L78 180H76V181H78L77 183H75L76 185L74 186L73 185V187L71 186V188L70 187H68V189H69V191L68 192H70V193H68L69 194V196H66L65 195V193L62 191V194L60 195V196H62V201H63V203H66V204H68L69 205V207L71 208V210H72V212H75V214H77V210L78 209H80L81 207H82V204H83V202H85L86 201V197L88 196L89 197V195H90V193H87L88 195L86 196V192H87V190L85 189V191H82V193L83 194H80V189L81 190H84L83 188H80L82 185L80 184V183H83V180H81L80 181ZM184 180V179H183ZM69 181V180H68ZM86 181V180H85ZM88 181V180H87ZM188 181H189V179H188ZM225 181V180H224ZM25 182V181H24ZM198 182V181H197ZM223 182V181H222ZM221 182V183H222ZM227 182V181H226ZM243 182V181H242ZM242 182H241V184H242ZM21 183L23 184V182L21 181ZM29 183V182H28ZM78 183L80 184V187L78 186ZM164 183V182H163ZM181 183V182H180ZM187 183V182H186ZM188 183H190V182H188ZM211 183H213V182H211ZM228 183V182H227ZM25 184V183H24ZM73 184V183H72ZM86 184V183H85ZM119 184V183H118ZM152 184V183H151ZM201 184V183H200ZM215 184V183H214ZM229 184V183H228ZM26 185V184H25ZM28 185H30V184H28ZM33 185H31L32 187H33ZM66 185V184H65ZM69 185V184H68ZM154 185V184H153ZM163 185H165V183L163 184ZM166 185H167V183H166ZM192 185V184H191ZM202 186H204L203 184H201ZM200 185V186H201ZM210 185V183H208L207 185H205L206 186V188L205 187H202V188H205V189H203L202 190V193H203V200H206V201H208L209 199H211V197L213 196L212 194L215 192V191H212V189H213V187H211V186H209ZM220 185V184H219ZM225 185H226V183H225ZM22 186V185H21ZM54 186V185H53ZM85 186V185H84ZM83 186V187H84ZM198 186H199V182H198ZM28 187V186H27ZM26 187V188H27ZM79 187V188H78ZM119 187V186H118ZM220 187V186H219ZM233 187H234V185H233ZM232 187V188H233ZM241 187V186H240ZM240 187H238V188H240ZM23 188V187H22ZM50 188V187H49ZM176 188H178V187H174V189H176ZM187 188V187H186ZM189 188V187H188ZM194 188V187H193ZM201 188V187H200ZM211 188V189H210ZM18 189V188H17ZM21 189V188H20ZM65 189H66V187H65ZM65 189H63V190H65ZM88 189V188H87ZM162 189V188H161ZM195 189V188H194ZM219 189V188H218ZM224 189V188H223ZM234 189V188H233ZM231 190V187H230V190H229V192H231V196H230V199H226L227 198V196L226 195H224V196H226V198L225 199H223L222 198V200H221V198H220V200H219V202L218 203H220V201H221V205H220V207H216V211H214V213H211L212 211H211V206H212V208L214 207L215 208V206H213L214 204L213 203H211V202H213L212 200H210L209 202H207V204L209 205V206H207V205H205V206H207L208 207V210H210L209 211V213H210V215H212L213 214V216L214 217H212V218H214V221L212 222V224L209 226L210 228V230H209V235L211 236L212 234H213V231H215V229L217 228L219 231H221V232H218L220 235H218L219 236V238H221L222 236H223V230L225 229L224 227L226 226V225H228V224H226L225 225V223H226V221H227V219L229 218L228 217V212H227V209H228V205L229 204H232L233 203V201L234 200H237L238 201V199H239V201L237 202V205H238V207L240 206V204H241V198H242V195H243V189H244V187H243V189L241 188V189H237V190ZM12 190V189H11ZM22 190H25V188H23ZM28 190V189H27ZM52 190V189H51ZM58 190H56V191H58ZM167 190V189H166ZM185 190V189H184ZM200 189H198V190H196V192L197 191H199ZM213 190H215V189H213ZM219 190H221V189H219ZM225 190V189H224ZM227 190V189H226ZM45 191V190H44ZM59 191V192H60ZM88 191H89V189H88ZM172 191V190H171ZM170 191V192H171ZM176 191V190H175ZM175 191H173V193L175 192ZM177 191H180V190H177ZM182 191V190H181ZM192 191V190H191ZM190 191V192H191ZM22 196H23V199H24V201L25 200H27V199H25V197H24V195H23V193H22V191L20 192V191H18ZM46 192L47 191H45V194H46ZM189 192V193H190ZM196 192L195 191H192L191 193H190V195H189V193L187 192V194L190 196V198H194V197H196L197 195H196ZM200 192V191H199ZM227 191H225V192H223L224 194L226 193ZM10 193V192H9ZM16 193V192H15ZM48 193V192H47ZM51 194H53V193H57V192H50ZM172 193V192H171ZM179 192H177L176 194H178ZM198 193V192H197ZM202 193L200 194V195H202ZM216 193V192H215ZM220 193V192H219ZM222 193V192H221ZM220 193V194H221ZM13 194H14V191H13ZM49 194V193H48ZM186 194V195H187ZM199 194H198V196H199ZM57 195V194H56ZM121 195V194H120ZM140 195H142V194H140ZM175 195V194H174ZM187 195V196H188ZM196 195V196H195ZM222 195V194H221ZM228 195V194H227ZM12 195H11V193H10V195H9V197H11ZM14 196V195H13ZM16 196L17 195H15V197H14V199L16 200L17 198H20L21 196H18L17 198H16ZM43 196H44V194H43ZM47 196V195H46ZM53 196V195H52ZM52 196H50V197H52ZM54 196H55V194H54ZM172 196H173V194H172ZM171 196V197H172ZM186 196V197H187ZM224 196H222V197H224ZM27 197V196H26ZM49 197V196H48ZM57 197V196H56ZM87 197V198H88ZM140 197H142V196H140ZM173 197H175V198H177L178 197V195H177V197L176 196H173ZM202 196H200V198H201ZM213 197H215V196H213ZM251 197V196H250ZM118 198V197H117ZM169 198V197H168ZM180 198V197H179ZM184 198V197H183ZM190 198H188V199H190ZM197 198V197H196ZM196 198H194V199H196ZM229 198V197H228ZM234 198V199H233ZM12 199V198H11ZM21 199V198H20ZM20 199H17V200H20ZM23 199H21V201H18V202H21L22 204L24 203L23 202ZM30 199H29V201L28 202H30ZM54 199V198H53ZM55 199H57V198H55ZM83 199H85V201L83 200ZM178 199V198H177ZM250 199V198H249ZM258 199V198H257ZM10 200V199H9ZM13 200V199H12ZM15 200H13L14 202H17V201H15ZM47 200V199H46ZM46 200H45V202L43 201V204L45 203L46 204ZM52 200V198L51 199H49V201H51ZM61 200V199H60ZM59 199H57V200H54L56 203H57V201H59V202H61ZM88 200V199H87ZM162 200V199H161ZM174 200V199H173ZM173 200H171V202L173 201ZM182 200V199H181ZM186 200H187V198H186ZM185 200V201H186ZM201 200H202V198H201ZM202 200V201H203ZM213 200H214V198H213ZM13 201H11V202H13ZM26 201V203L28 204V202ZM54 201L52 202V203H54ZM90 201V200H89ZM102 201V200H101ZM153 201V200H152ZM168 201H170V200H168ZM180 201V200H179ZM178 200L176 201L175 200V203L177 202H179ZM185 201H184V203H185ZM202 201H201V203H202ZM9 202V201H8ZM11 202H9L10 203V205L12 206V208L13 207H19V206H17V203H16V205L15 206H13L12 204H11ZM97 202H98V200H97ZM162 202V201H161ZM182 202V201H181ZM198 202H199V204H198ZM203 202H205V201H203ZM223 202V203H222ZM25 203V204H26ZM47 203H48V201H47ZM51 203V202H50ZM80 203H82V204H80ZM174 203V202H173ZM174 203V204H175ZM176 203V204H177ZM180 203V202H179ZM201 203H200V200L199 201H197V200H195V202L193 201V199L191 200H189L187 203H185L186 205V208H187V210H183V211H179V208L181 207L182 208V206H180L179 205V207H178V211H177V214L179 215H176L175 214V216H178V217H176V218H178V222H179V220H181V223H178V224H181L182 225V227H178L179 229H177V227H176V229L177 230H179V231H181V232H183V230L185 229V227H186V229H194V233H193V236L195 237V240L197 239L198 240V236H197V231H199L197 228H199V227H197L198 226V224H197V226H196V228H191L190 226H188V225H190L191 224V226L193 225L194 226V222H198V220L201 218V217H203V216H201L200 214H198V215H200V217H197V215L195 214V213H193V211H195L196 213H197V208L201 205ZM45 204L44 205H42V204H40V205H42V206H44V207H42V208H45ZM60 204V203H59ZM85 205H86V203H84ZM158 204V203H157ZM165 204V202L163 203V205ZM183 204V203H182ZM211 204H213V205H211ZM21 205V204H20ZM49 205V204H48ZM101 205V204H100ZM148 205V204H147ZM161 205V204H160ZM162 205V206H163ZM178 205V204H177ZM203 205V204H202ZM202 205H201V211L203 212L204 211V206H203V209H202ZM219 205H217V206H219ZM248 205V204H247ZM258 205V204H257ZM10 206V207H11ZM77 206H81L80 208H78L77 209ZM92 206V205H91ZM151 206V205H150ZM165 206V205H164ZM174 206V205H173ZM172 206V207H173ZM176 206V205H175ZM175 206H174V208H175ZM233 206H235L234 204H233ZM16 207L15 208H13V209H16ZM24 207V205H21V207H20V209L21 208H23ZM26 207V206H25ZM24 207V208H25ZM39 207H41V206H39ZM48 207H51L50 205L48 206ZM52 207H53V204H52ZM51 207V209L53 210L52 211V213H54V212H57V211H54V208H52ZM60 206H58V208H59ZM68 206H67V209L69 208ZM90 207V206H89ZM97 207V206H96ZM99 207H101V206H99ZM176 207V208H177ZM230 207V206H229ZM8 208H9V206H8ZM34 208L33 206H31V205H28V207H27V209L28 210H32V209ZM166 208V206L164 207V208H162V209H165ZM175 208V209H176ZM185 208V207H184ZM200 208V207H199ZM210 208V209H209ZM234 208V207H233ZM250 208V207H249ZM3 209V208H2ZM12 209V210H13ZM19 209V208H18ZM19 209V210H20ZM46 209V208H45ZM41 209V210H44V211H50V209ZM57 209V208H56ZM55 209V210H56ZM88 209L89 208H87L86 210H87V212H88ZM91 209V208H90ZM93 209V208H92ZM173 209V208H172ZM189 209H191V213L189 212ZM235 209H237V208H235ZM240 209V208H239ZM8 210H10V208L8 209ZM11 210V211H12ZM35 210V209H34ZM37 210V209H36ZM39 210V209H38ZM58 211H59V209H57ZM68 210H70V209H68ZM71 210H70V215L72 214L71 213ZM95 210V209H94ZM100 210V209H99ZM145 210V209H144ZM181 210V209H180ZM200 210V209H199ZM205 210H206V212H208V210H207V208H205ZM253 210V209H252ZM13 211H15V210H13ZM12 211V212H13ZM22 211L23 210H21V212L20 213H22ZM40 211V210H39ZM64 211H66V209L64 208ZM80 211H81V209H80ZM80 211L78 210V212L80 213ZM83 211H84V209H83ZM93 211V210H92ZM121 211V210H120ZM123 211V210H122ZM163 211V210H162ZM167 211V210H166ZM169 211V210H168ZM239 211H241V210H239ZM238 210H236V212L238 213L239 212ZM261 211H263V210H261ZM30 213V215H31V213H35L34 211L33 212H31V211H29ZM37 212V211H36ZM69 212V211H68ZM85 212V211H84ZM123 212H125V211H123ZM200 212V211H199ZM206 212H203V213H206ZM233 212H234V210H233ZM235 212V213H236ZM242 212V211H241ZM7 213V216L5 217V218H3L2 216H1V218H3V219H6L7 217H9L10 218V216H8V212H6ZM15 213V212H14ZM24 213V212H23ZM22 213V215H24L25 213H26V211H25V213L23 214ZM40 213V216H41V213H43L44 214V212L42 211H40L39 212ZM49 213V212H48ZM58 214H61L60 213V211L59 212H57ZM63 213V212H62ZM66 215H67V211L66 212H64ZM81 213H82V211H81ZM80 213V214H81ZM93 213V212H92ZM169 213H170V211H169ZM174 213H176V212H174ZM193 213V214H192ZM209 213H207V215L209 214ZM262 213V212H261ZM2 214H3V212H2ZM1 214V215H2ZM16 214L18 215V213L16 212ZM47 214V213H46ZM50 214H51V212H50ZM48 215L49 217H50V219L51 218H53V216H55V214L56 213H54L53 215H52V217H51V215ZM57 214V215H58ZM93 214H95V213H93ZM153 214V213H152ZM158 214V213H157ZM173 214V213H172ZM192 214V215H191ZM196 215V217L198 218V220H196L195 219V217H192L193 215ZM202 214V213H201ZM9 215H10V213H9ZM13 215V214H12ZM30 215H29V217H30ZM33 215V214H32ZM39 215V214H38ZM65 215V217H67ZM72 215H74V213L72 214ZM71 215V216H72ZM79 215V214H78ZM89 215V214H88ZM96 215V214H95ZM103 215V214H102ZM123 215V214H122ZM131 215V214H130ZM234 215H236V214H234ZM25 216V215H24ZM24 216H22V217H24ZM46 215L44 214V217H45ZM60 218H61V216L62 215H58ZM58 216H57V218H58ZM75 216V215H74ZM74 216L72 217V218H74ZM82 216H84V215H82ZM90 216V215H89ZM127 217H130L129 215H126ZM166 216H167V214H166ZM174 216V217H175ZM17 217V216H16ZM15 217V218H16ZM19 217V216H18ZM17 217V218H18ZM21 217V218H22ZM26 217V216H25ZM33 217V216H32ZM43 217V218H44ZM69 217V216H68ZM79 217H80V215H79ZM95 217V216H94ZM164 216H162V218H163ZM13 218V217H12ZM12 218H10V220L12 219ZM15 218H13V219H15ZM16 218V219H17ZM20 218V217H19ZM46 218H48V217H46ZM56 218V219H57ZM60 218H59V220L57 219V221L56 222H60L61 220H60ZM70 218V217H69ZM69 218H67V219H69ZM71 218V219H72ZM76 218H78V217H76ZM76 218H74V219H76ZM84 219H85V217H83ZM96 218V217H95ZM122 218V217H121ZM135 218V217H134ZM140 218V217H139ZM155 218V217H154ZM158 218V217H157ZM169 218V217H168ZM166 218V219H162V222L163 223H165V224H167V226H165V227H167L166 228V230H165V233L167 234H169V230L168 229H170L171 227H173V223L174 222H172L173 221V218ZM239 218H241L240 216H239ZM8 219V218H7ZM7 219L4 221V223H6V221H7ZM12 219V220H13ZM14 220V223H16L17 222V220ZM54 219H55V217H54ZM193 219H195V220H193ZM11 220V221H12ZM28 220V219H27ZM30 220H32V218H30ZM42 220V226H43V229L45 230V231H47L48 232V237L46 238V242H45V246L44 247H42L43 249H42V251H41V249L38 251V253L37 252H35V253H33L32 255H31V258L32 259H29V260H32V261H34V262H37L38 260L40 261L41 259H38L39 257H41V258H43V259H45L46 261H50L51 259H54V258H57V259H59V257H60V247H58L59 245H58V243L60 242L59 241V239L61 238V236H62V232H61V230H59V228H60V225L58 226H55V224H57L56 222H54L53 221V219H52V221L50 220V221H48L47 219L45 220L44 219V221H43V219H40V221ZM73 220V219H72ZM125 221H124V223H123V227H122V230H121V228L119 227V228H113V227H115V225H113L112 226V229H111V225H110V223H105L106 224V226H105V229H104V233H102V234H104L102 237H101V242H98L99 244H97V242L95 241L94 242V239H95V236L98 234V233H100L99 231H98V233H97V231L96 230H98L99 228H97L95 231H96V235L94 236L92 233V235H93V237H94V239H93V243H91V245H92V248L93 247H97L96 246V244L98 245V248H99V251H100V248H102L101 250L103 251L102 253H104L105 254V258H104V254H103V258H102V260H100L98 257H97V259H99L100 261H103L104 262V259H106V261L112 256V255H119L122 251H125L124 252V254L126 253V252H130L131 251V248H132V246H134V245H132V240L130 239V241H131V244H129V245H126V243H125V239H124V234H126V232L128 231V230H125V229H127V228H129V229H131L130 227H131V223H132V220H131V222H130V218H126V219H124ZM143 219H141L140 221H142ZM232 220H234L233 222H235V221H237L238 220V216H234L233 217V219ZM232 220H231V222H232ZM259 220V219H258ZM16 221V222H15ZM20 221V219L18 220V222ZM64 221V222H63ZM63 221H61V222H63L62 224H64L65 223V221H66V218H65V220L63 219ZM70 221V222H69ZM76 221V220H75ZM77 221H78V219H77ZM101 221H103V220H101ZM130 223H129V222ZM150 221V220H149ZM155 221V220H154ZM159 221V220H158ZM161 221V220H160ZM192 221H194L193 223H192ZM33 222V221H32ZM35 222V221H34ZM68 222L69 223H71V220H68ZM67 222V223H68ZM80 222V221H79ZM87 222V221H86ZM93 222H95V220L93 221ZM98 222H99V220H98ZM200 222V221H199ZM198 222V223H199ZM229 222V221H228ZM232 222V223H233ZM238 222V221H237ZM237 222H235L236 224H237ZM4 223H3V226H4ZM8 224L10 223V221L9 222H7ZM6 223V224H7ZM13 223V224H14ZM82 223V222H81ZM85 223V222H84ZM136 223H138V222H136ZM154 223V222H153ZM163 223H162V227H163ZM231 223V224H232ZM235 223H234V225H235ZM5 224V227L4 228H6L7 227V225ZM59 224V223H58ZM66 224V223H65ZM73 224V223H72ZM78 224V223H77ZM115 224V223H114ZM133 224V223H132ZM156 224L157 225H159V223H157V221H156ZM155 224V225H156ZM161 224V223H160ZM177 224V223H176ZM195 224V225H196ZM207 224H209V223H207ZM254 224V223H253ZM20 225V224H19ZM27 225V224H26ZM29 225V224H28ZM68 225V224H67ZM84 225H86V224H84ZM100 225V224H99ZM156 225V226H157ZM225 225V226H224ZM10 226H11V224H10ZM66 226V225H65ZM72 226V225H71ZM82 226H83V224H82ZM119 226V225H118ZM133 226V225H132ZM154 226V225H153ZM224 226V227H223ZM13 227H15V226H13ZM17 227V226H16ZM29 227V226H28ZM32 227V226H31ZM59 227V228H58ZM67 227V229H68V227H70V226H66ZM73 227H74V225H73ZM81 227V226H80ZM84 227V226H83ZM99 227V226H98ZM139 227V226H138ZM150 227V226H149ZM155 227V226H154ZM188 227V228H187ZM64 228V227H63ZM102 228V227H101ZM156 228V227H155ZM180 228H184V229H180ZM205 228V227H204ZM224 228V229H223ZM227 228V227H226ZM76 229V228H75ZM79 229V228H78ZM153 229V228H152ZM161 229V228H160ZM206 229H208V228H206ZM32 230V229H31ZM59 230V232H61V235L57 232ZM87 230V229H86ZM111 230H113L114 232H112ZM126 232H125V231ZM132 230V229H131ZM154 230V229H153ZM202 230V229H201ZM62 231H63V229H62ZM73 231H74V229H73ZM77 231V230H76ZM90 231V230H89ZM103 231V230H102ZM124 231V232H123ZM176 231V230H175ZM174 231V232H175ZM187 231V230H186ZM225 231V230H224ZM54 232L55 233H57V234H59V236H60V238L58 237V239H56L57 237V235L55 236L54 235ZM68 232H70V231H68ZM68 232H66L65 234H66V237L68 236ZM129 232H130V230H129ZM153 231H151V233H152ZM156 233H155V236H157L158 234H157V229H156V231H155ZM177 232V231H176ZM181 232H177L179 235H177V233L176 234H174V235H177V238H176V236H174L175 238H174V240L171 242V243H173V247H172V245L169 243V245H171L170 247H172V249H171V251L170 252H173L175 255H177L180 259H182V260H184V259H187V255H189V254H187L188 253V251L186 252L185 250L184 251H182V249H181V247H180V238L182 237V233ZM185 232V231H184ZM191 232V231H190ZM204 232V231H203ZM202 232V233H203ZM216 232H217V230H216ZM250 232V231H249ZM64 233V232H63ZM128 233V232H127ZM164 233V232H163ZM162 233V234H163ZM173 233V232H172ZM186 233H188V232H186ZM185 233V234H186ZM65 234H64V236H65ZM70 234H71V232H70ZM69 234V235H70ZM77 234V233H76ZM83 234H85V233H83ZM157 234V235H156ZM160 234V233H159ZM184 234V233H183ZM199 234H201V232L199 233ZM101 235V234H100ZM252 235V234H251ZM46 236V235H45ZM129 236V235H128ZM152 236H154L153 234H152ZM154 236V241L156 242V237ZM159 236V235H158ZM163 236H164V234H163ZM171 236V235H170ZM172 236H173V234H172ZM192 236V237H193ZM197 236V237H196ZM207 236V235H206ZM225 236V235H224ZM69 237V236H68ZM86 237V236H85ZM127 237V236H126ZM134 237V236H133ZM167 237V235L165 236V238ZM186 237H188V234H186ZM254 237V236H253ZM252 237V238H253ZM5 238V237H4ZM65 238V237H64ZM99 238V237H98ZM132 238V237H131ZM159 238V237H158ZM171 238V237H170ZM190 238H191V236H190ZM206 238V237H205ZM218 238V239H219ZM87 239V238H86ZM127 239V238H126ZM132 239H135V238H132ZM156 239V240H155ZM160 239H162L161 237H160ZM192 239H194V238H192ZM201 239V238H200ZM199 239V240H200ZM60 240H62V239H60ZM68 240V239H67ZM84 240V239H83ZM98 240V239H97ZM150 241H151V238L149 239ZM163 240H164V237H163ZM166 240V239H165ZM169 240V239H168ZM181 240H183L182 238H181ZM190 240V239H189ZM59 241V242H58ZM127 241V240H126ZM130 241H128V243L130 242ZM134 241V240H133ZM154 241H152L153 243H154ZM161 241V240H160ZM203 241V240H202ZM205 241V240H204ZM1 242V241H0ZM31 242V241H30ZM80 242H83V241H80ZM158 242H159V240H158ZM190 242H192L191 240H190ZM196 242V241H195ZM61 243V242H60ZM68 243V242H67ZM135 243V242H134ZM147 243V242H146ZM181 243H183V241H181ZM185 243V242H184ZM183 243V244H184ZM187 243V242H186ZM193 243H194V240H193ZM192 243V244H193ZM200 243V242H199ZM211 243V242H210ZM31 244V243H30ZM78 244V243H77ZM83 244V243H82ZM87 244V243H86ZM159 244V243H158ZM164 244V243H163ZM192 244H189V245H192ZM198 243H196V245H197ZM79 245V248H80V243L78 244ZM88 245V244H87ZM90 245V244H89ZM88 245V246H89ZM125 245H126V247H125ZM142 245V244H141ZM147 245V244H146ZM145 245V246H146ZM168 245V246H169ZM186 244H184L183 246H185ZM188 245V246H189ZM205 245V244H204ZM213 245V244H212ZM218 245V244H217ZM60 246H61V244H60ZM195 246V245H194ZM201 246V245H200ZM203 246V245H202ZM76 247V246H75ZM82 247H83V245H82ZM84 247H85V245H84ZM187 247V246H186ZM185 247V248H186ZM196 247V246H195ZM206 247V246H205ZM226 247V246H225ZM58 248H59V252L60 253H58ZM64 248V247H63ZM69 248V247H68ZM97 248V249H98ZM103 248H104V250H103ZM142 248H143V246H142ZM141 248V249H142ZM145 248V247H144ZM169 248V247H168ZM188 248V247H187ZM194 248V247H193ZM34 249V248H33ZM36 249V248H35ZM34 249V250H35ZM81 249V248H80ZM84 249V248H83ZM96 249V248H95ZM94 249V250H95ZM140 249V248H139ZM157 249V248H156ZM63 250V249H62ZM160 250V249H159ZM170 250V249H169ZM215 250V249H214ZM224 250V249H223ZM92 251V250H91ZM206 251V250H205ZM204 250L202 251V253L203 252H205ZM208 251H210V250H208ZM231 251H232V249H231ZM33 252V251H32ZM74 252V251H73ZM79 252H83V251H79ZM97 252H98V250H97ZM142 252V251H141ZM151 252V251H150ZM169 252V251H168ZM193 252V251H192ZM195 252V251H194ZM223 252V251H222ZM224 252H227V253H230L229 252V250L228 251H224ZM238 252V251H237ZM75 253V252H74ZM99 253V255H100V252H98ZM172 253V254H173ZM206 253V252H205ZM209 253V252H208ZM30 254V253H29ZM63 254V253H62ZM93 254H95V253H93ZM122 254V253H121ZM144 254V253H143ZM142 254V255H143ZM173 254V255H174ZM216 254V253H215ZM98 255V256H99ZM127 255H131V254H127ZM141 255V254H140ZM139 255V256H140ZM163 255V254H162ZM172 255V256H173ZM241 255V254H240ZM64 256V255H63ZM66 257H67V255H65ZM101 256V255H100ZM99 256V257H100ZM171 256V257H172ZM91 257V256H90ZM122 257V256H121ZM120 257V258H121ZM131 257V256H130ZM60 258H62V257H60ZM101 258V257H100ZM168 258V257H167ZM209 258V257H208ZM219 258V257H218ZM217 258V259H218ZM229 258V257H228ZM241 258H243V257H241ZM112 259V258H111ZM115 259H116V257H115ZM142 259V258H141ZM146 259V258H145ZM216 259V258H215ZM216 259V260H217ZM240 259V258H239ZM44 260V261H45ZM55 260V259H54ZM63 260V259H62ZM65 260V259H64ZM98 260V261H99ZM110 260V259H109ZM118 260V259H117ZM120 260V259H119ZM238 260V259H237ZM28 261V260H27ZM58 261V260H57ZM170 261V260H169ZM226 261V260H225ZM33 262V263H34ZM63 262V261H62ZM112 262V261H111ZM142 262V261H141ZM180 262H181V260H180ZM238 262V261H237ZM240 262V261H239ZM242 262V261H241ZM30 264H31V262H29ZM47 263V262H46ZM102 263V262H101ZM105 263V262H104ZM116 263V262H115ZM122 263V262H121ZM182 264H184V262L182 261L181 262ZM43 264V263H42ZM47 264H49V263H47ZM89 264H90V262H89ZM98 264H100L99 262H98ZM110 264H113V263H110ZM124 264V263H123ZM145 264V263H144Z\"/></svg>", "mask_w": 264, "mask_h": 264}]
</instances>
